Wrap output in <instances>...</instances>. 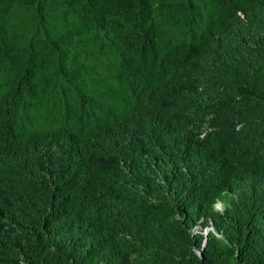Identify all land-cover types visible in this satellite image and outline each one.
Instances as JSON below:
<instances>
[{
    "label": "trees",
    "instance_id": "16d2710c",
    "mask_svg": "<svg viewBox=\"0 0 264 264\" xmlns=\"http://www.w3.org/2000/svg\"><path fill=\"white\" fill-rule=\"evenodd\" d=\"M0 264H264V0H0Z\"/></svg>",
    "mask_w": 264,
    "mask_h": 264
},
{
    "label": "clouds",
    "instance_id": "9594fccd",
    "mask_svg": "<svg viewBox=\"0 0 264 264\" xmlns=\"http://www.w3.org/2000/svg\"><path fill=\"white\" fill-rule=\"evenodd\" d=\"M207 125H208L207 120H205V121L202 122L201 126L199 127V129H200L199 136H203L204 133L206 132V130L209 129V128L206 127ZM204 127H206V129H204ZM217 203L219 204V208L216 207V204H217ZM214 207H215V209L218 210V211L221 210V205H220L219 202H216L215 205H214ZM206 231H207V234H208V232H213L212 226L209 225L208 227H205V228L202 229L201 233L203 234V236H205V232H206ZM207 234H206V236H207ZM205 240H206V239H205ZM203 241H204V237H203ZM203 241H202V244H201L200 248L196 250V253H197L199 256L201 255V254H199V252L201 253V248L204 246V245H203ZM204 244H205V243H204Z\"/></svg>",
    "mask_w": 264,
    "mask_h": 264
},
{
    "label": "water",
    "instance_id": "95a60500",
    "mask_svg": "<svg viewBox=\"0 0 264 264\" xmlns=\"http://www.w3.org/2000/svg\"><path fill=\"white\" fill-rule=\"evenodd\" d=\"M206 234H207V231L205 232V236H204V241H203V245H204V243H205V239H206ZM199 254H200V252H199Z\"/></svg>",
    "mask_w": 264,
    "mask_h": 264
},
{
    "label": "rangeland",
    "instance_id": "374dc122",
    "mask_svg": "<svg viewBox=\"0 0 264 264\" xmlns=\"http://www.w3.org/2000/svg\"><path fill=\"white\" fill-rule=\"evenodd\" d=\"M216 207L219 208V204L218 203L216 204Z\"/></svg>",
    "mask_w": 264,
    "mask_h": 264
}]
</instances>
